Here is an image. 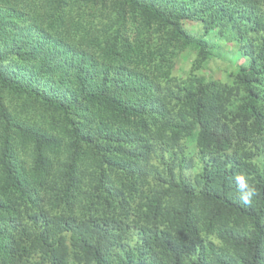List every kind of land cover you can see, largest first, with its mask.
I'll use <instances>...</instances> for the list:
<instances>
[{
	"label": "trees",
	"instance_id": "trees-1",
	"mask_svg": "<svg viewBox=\"0 0 264 264\" xmlns=\"http://www.w3.org/2000/svg\"><path fill=\"white\" fill-rule=\"evenodd\" d=\"M0 264H264V0H0Z\"/></svg>",
	"mask_w": 264,
	"mask_h": 264
},
{
	"label": "rangeland",
	"instance_id": "rangeland-1",
	"mask_svg": "<svg viewBox=\"0 0 264 264\" xmlns=\"http://www.w3.org/2000/svg\"><path fill=\"white\" fill-rule=\"evenodd\" d=\"M187 27L189 31L194 33L200 31L199 26L193 23H187ZM212 41L215 44L216 56L205 65V69L202 73L209 79L230 82L234 80V75L237 73L239 68L248 66V59L244 54L238 51L235 44L224 39H220L219 37H213ZM195 60V51L189 49L184 51L176 61L175 74L179 77L189 75ZM188 155L191 158H195L196 150L193 146L189 147ZM167 158L172 160L170 162L172 171H169L172 183L176 184L180 181L181 172L184 173L185 176L187 175L192 178V184L195 183L197 169L182 171L178 166L177 156L173 155L169 158V155H167ZM157 162L158 161H156V163Z\"/></svg>",
	"mask_w": 264,
	"mask_h": 264
},
{
	"label": "clouds",
	"instance_id": "clouds-1",
	"mask_svg": "<svg viewBox=\"0 0 264 264\" xmlns=\"http://www.w3.org/2000/svg\"><path fill=\"white\" fill-rule=\"evenodd\" d=\"M235 182L241 202L245 205L250 204L252 198L257 195V189L255 186L250 184L247 178L243 175H238L235 178Z\"/></svg>",
	"mask_w": 264,
	"mask_h": 264
}]
</instances>
